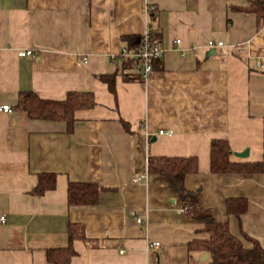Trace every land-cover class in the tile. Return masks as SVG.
Here are the masks:
<instances>
[{"label":"crops","instance_id":"obj_1","mask_svg":"<svg viewBox=\"0 0 264 264\" xmlns=\"http://www.w3.org/2000/svg\"><path fill=\"white\" fill-rule=\"evenodd\" d=\"M247 3L0 0V104L13 108L0 112V264H50L46 252L67 245L70 224L85 234L70 264H209L189 248L208 237L205 216L244 248L253 246L246 236L264 249V172L210 171L215 139L228 142L232 162L263 161L264 24L233 9ZM147 28L165 54L148 79L124 80L123 59L112 56ZM208 40L223 45L211 53ZM107 74L114 92L99 80ZM27 91L53 101L90 92L95 105L76 111L68 132L64 121L15 109ZM149 156L196 158L198 172L184 181L198 193L194 206L182 211L187 202L148 175ZM41 174H55V188L35 195ZM69 182L103 190L95 204L69 205ZM235 199L247 203L239 216L227 211Z\"/></svg>","mask_w":264,"mask_h":264},{"label":"trees","instance_id":"obj_2","mask_svg":"<svg viewBox=\"0 0 264 264\" xmlns=\"http://www.w3.org/2000/svg\"><path fill=\"white\" fill-rule=\"evenodd\" d=\"M244 7L233 8L237 12L252 13L257 18L258 26L264 24V0H247ZM155 38L156 36L153 35ZM125 50H135L140 46L141 35L123 37ZM159 62L156 60L154 66ZM124 80L140 79L138 75H132L130 69L134 68L137 60L123 58ZM130 73V74H129ZM99 80L107 84L108 89L114 92L115 76L113 74L101 75ZM95 105L94 96L90 92H69L62 101L44 100L31 91L21 92L18 96L15 109L27 113L31 119L64 121L67 131L70 132L74 123V114L78 110L89 109ZM127 125L126 122H123ZM232 152L226 140L215 139L210 142V171L214 174H250L264 172V144L263 161L256 164L235 163L230 160ZM198 172L197 160L193 156L188 157H153L147 158V173L156 181L166 183L170 192L184 203L194 206L198 201V193H192L185 189V177ZM56 184L55 174H41L33 189L35 195H42L46 191L53 190ZM103 190L93 183L69 182L67 185V201L69 205L95 204L100 192ZM235 206L227 201V211L239 216L247 208L243 199H235ZM203 231L208 237L204 240L192 242L189 248H200L209 254V264H264V249L257 242L245 236L253 242L250 249L244 248L242 242L233 236L226 223L216 221L211 216L204 217ZM85 240L83 226L70 224L67 230V245L63 248L48 249L46 259L50 264H70V259L76 255L73 249V241Z\"/></svg>","mask_w":264,"mask_h":264},{"label":"built area","instance_id":"obj_3","mask_svg":"<svg viewBox=\"0 0 264 264\" xmlns=\"http://www.w3.org/2000/svg\"><path fill=\"white\" fill-rule=\"evenodd\" d=\"M149 9H153L152 7ZM180 40H175V43L178 44ZM223 45L222 42H214L212 40H208L206 43V47L208 49H216L217 47H221ZM32 54V50L20 51L18 52L19 57H25ZM165 54V48L162 47L160 42L153 37V34L150 29H145V31L141 35L140 46L135 50H131L129 52H121L118 55H113L112 58L120 57V58H132L136 59L137 63L135 65L136 74L139 76L141 80H146L149 78L150 74L153 71V63L156 60H161ZM85 60V59H84ZM0 112L1 113H11L13 112V108L7 104H0ZM160 134L165 133L171 135V131L163 132L160 131ZM134 181H138V179H134ZM189 209L188 204H184L181 208L182 211H187ZM3 219V218H1ZM137 223L142 224L141 218H136ZM152 245H159L158 242H154L149 244V247Z\"/></svg>","mask_w":264,"mask_h":264},{"label":"water","instance_id":"obj_4","mask_svg":"<svg viewBox=\"0 0 264 264\" xmlns=\"http://www.w3.org/2000/svg\"><path fill=\"white\" fill-rule=\"evenodd\" d=\"M211 53H215L214 50H211ZM235 156L243 158L247 156V150L241 153H234ZM207 258V254L204 255L203 260H205Z\"/></svg>","mask_w":264,"mask_h":264}]
</instances>
